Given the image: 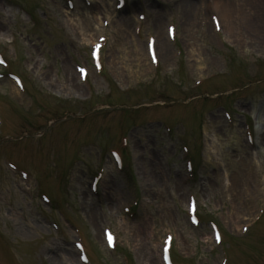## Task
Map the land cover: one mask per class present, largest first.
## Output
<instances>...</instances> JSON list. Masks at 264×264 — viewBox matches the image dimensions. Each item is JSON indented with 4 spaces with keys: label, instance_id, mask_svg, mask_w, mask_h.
Masks as SVG:
<instances>
[{
    "label": "rangeland",
    "instance_id": "rangeland-1",
    "mask_svg": "<svg viewBox=\"0 0 264 264\" xmlns=\"http://www.w3.org/2000/svg\"><path fill=\"white\" fill-rule=\"evenodd\" d=\"M124 1L0 0V53L24 86L0 78L3 263L84 264L79 240L95 264H162L171 232L176 264H264V0H222L245 10L232 34L203 0ZM147 36L162 47L156 64Z\"/></svg>",
    "mask_w": 264,
    "mask_h": 264
},
{
    "label": "bare ground",
    "instance_id": "bare-ground-1",
    "mask_svg": "<svg viewBox=\"0 0 264 264\" xmlns=\"http://www.w3.org/2000/svg\"><path fill=\"white\" fill-rule=\"evenodd\" d=\"M198 1H200V0H198ZM203 1L205 3H207L208 5H211V7L218 13V15L220 17H222L223 20H225L226 24H224L223 27L225 26V31L227 32V34H232L234 31L233 27H231L232 20H233V18H232L233 14H235V15L238 14L239 19L240 18L242 20L245 19L244 12H243L245 10L243 7L241 8V11H240V9L238 7H232L230 9L225 8V6H224L225 4H223L224 1H222V0H203ZM194 3L195 2L193 0H178V4L181 5L182 7H189L190 5H192ZM196 5H197V2H196ZM96 9H102V8L96 7ZM98 12H99V10L94 11V13H92L89 17V22H90L91 28L97 27L96 25L98 24V20H99V13ZM261 15L262 14H258V19H257L258 23L261 22L263 19V17H262L263 15L262 16ZM124 24H125L124 20L117 21V28L123 27ZM250 32H254V30H250ZM159 39H161L162 41L164 40V38H162L160 36H159ZM155 46L157 47L158 50H160L162 48V47H160V42L157 40L155 41ZM192 49H194L193 46H191L189 48V50H192ZM155 50H156V48H155ZM110 51H109V53H110ZM132 52L137 53V50H134ZM189 54L191 56L193 53L191 52ZM110 56H112V52H111ZM70 75H71V77H73V74H70ZM70 86H71V90H73L75 88L79 89L78 85L74 84L72 81H71ZM257 123H258V126H259V124L263 123V118L261 117V115L257 116ZM260 135L262 137V136H264V133L260 132ZM242 175H244V174H242L240 171H239V174L238 173L236 174V176H242ZM71 253L73 254V252H71ZM71 253L67 252V255H66V257L69 260L72 259ZM146 260L149 262L148 256L146 257Z\"/></svg>",
    "mask_w": 264,
    "mask_h": 264
}]
</instances>
